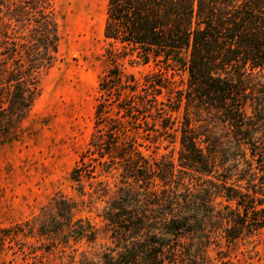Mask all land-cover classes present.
Segmentation results:
<instances>
[{
	"label": "trees",
	"instance_id": "trees-1",
	"mask_svg": "<svg viewBox=\"0 0 264 264\" xmlns=\"http://www.w3.org/2000/svg\"><path fill=\"white\" fill-rule=\"evenodd\" d=\"M104 38L72 192L0 227V256L94 242L95 212L113 243L101 264H228L264 229V0H108ZM61 39L55 0H0V146Z\"/></svg>",
	"mask_w": 264,
	"mask_h": 264
},
{
	"label": "rangeland",
	"instance_id": "rangeland-1",
	"mask_svg": "<svg viewBox=\"0 0 264 264\" xmlns=\"http://www.w3.org/2000/svg\"><path fill=\"white\" fill-rule=\"evenodd\" d=\"M55 1L61 60L43 75L41 95L17 136L0 146V227L38 214L59 191L71 194L70 172L92 131L98 78L107 66L103 51L108 0ZM186 75H176L177 85H185ZM91 215L97 228L94 242L72 241L64 250L37 255L8 252L0 256L1 263L101 264L104 249L113 243L103 218ZM227 253L228 264H264V229Z\"/></svg>",
	"mask_w": 264,
	"mask_h": 264
}]
</instances>
